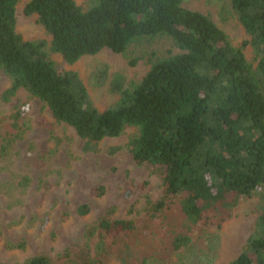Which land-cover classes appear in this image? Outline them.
<instances>
[{"label": "trees", "instance_id": "obj_1", "mask_svg": "<svg viewBox=\"0 0 264 264\" xmlns=\"http://www.w3.org/2000/svg\"><path fill=\"white\" fill-rule=\"evenodd\" d=\"M19 1L0 0V68L11 80L2 100L25 89L92 142L137 127L130 153L162 173L164 189L141 218H116L115 206L106 209L88 228L94 248L72 245L57 259L40 254L17 264H213L221 241L212 226L220 229L242 198L264 190V0H230L251 37L241 47L183 0H90L87 8L76 0H30L25 13L36 14L51 39L29 40L17 30ZM163 37L179 51H153L150 69L131 84L122 73L110 76L106 61L89 71L86 84L51 56L75 64L105 48L124 54ZM248 43L257 67L243 51ZM106 84L119 99L100 110L88 85ZM230 264H264V204Z\"/></svg>", "mask_w": 264, "mask_h": 264}, {"label": "rangeland", "instance_id": "obj_2", "mask_svg": "<svg viewBox=\"0 0 264 264\" xmlns=\"http://www.w3.org/2000/svg\"><path fill=\"white\" fill-rule=\"evenodd\" d=\"M28 1L20 0L17 5L18 32L25 39L50 41L38 16L25 13ZM76 1L85 8L90 5V0ZM183 5L210 16L235 46L250 40L230 0H183ZM170 49L179 51L163 37L133 44L124 54L105 48L75 64L67 63L59 53L51 56L63 68L79 73L86 84L87 74L100 61L109 63L110 76L122 73L131 84L150 69L153 51L163 56ZM243 51L257 67L253 46L248 43ZM132 58L135 64L130 63ZM10 83L0 68V263H23L40 254L57 259L68 247L84 243L94 248L97 237L89 235L88 228L106 209L115 206L116 218L138 219L162 196V173L137 163L130 153L137 127L126 126L118 136L88 141L72 126L57 122L49 107L25 89L11 101H3L1 95ZM88 90L100 110L119 99L108 84L98 88L88 85ZM19 111L21 115L15 120ZM263 194L264 190H259L242 198L220 229L212 226L221 241L213 264H230L242 251L256 229ZM84 205L89 206L88 213L79 211ZM108 264L120 262L111 258Z\"/></svg>", "mask_w": 264, "mask_h": 264}]
</instances>
